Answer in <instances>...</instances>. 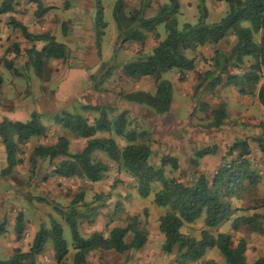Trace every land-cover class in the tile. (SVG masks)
Masks as SVG:
<instances>
[{
	"label": "trees",
	"instance_id": "obj_1",
	"mask_svg": "<svg viewBox=\"0 0 264 264\" xmlns=\"http://www.w3.org/2000/svg\"><path fill=\"white\" fill-rule=\"evenodd\" d=\"M14 0H1L0 15L13 12ZM227 6L225 15L214 23H207L208 9L205 0H197L198 19L195 24L185 23L178 28L177 15L180 12V0H165L152 17L145 13L150 7L151 0H141L139 7L133 14L125 13L124 0H116L112 10V18L117 31L118 45L126 43H143L148 35L158 39L157 29L163 26L165 38L158 42L149 55L141 56L122 66L124 73L134 79L144 77L155 78L154 94L145 91L119 93V98L127 103L145 107L155 115L167 114L172 100V85L162 79V75L176 71L178 80L184 82L187 73L195 69V59L188 58L187 52H195L206 45H216L224 40L230 33L236 37V44L230 56H225L217 50L212 58L213 71L207 72L211 80L206 84V90H214L223 82L222 76L226 75V85L234 87H255L258 85L257 73L264 74V0H221ZM36 10L35 18L43 17L51 8L34 0ZM67 7V4H65ZM9 23L14 30L29 42H41L43 46L37 50L34 46L25 51L28 62L35 75L40 78L49 61H65L69 58L66 46L56 41L55 37L48 34L33 35L28 33L25 26L14 18H9ZM93 31L95 47L100 58V42L105 36L107 23L104 20L103 0H94ZM62 34L66 35V26H62ZM260 36V43L254 37ZM18 54L19 50L14 49ZM244 58H252L253 64L250 71L239 81L237 76L231 75L229 67H239ZM12 69L11 64H7ZM116 67L115 54L109 62L100 65L102 74L91 76L94 84L104 77H109ZM20 75L18 70H14ZM264 77V76H263ZM2 79L0 78V86ZM95 89L97 85H94ZM257 100L264 107V83L257 90ZM204 108H206L204 106ZM96 114L92 123L83 116L62 111L55 115L53 121L62 129L71 133L76 139L85 140L83 148L77 153L69 152V140L60 136L51 145H38L33 148L29 163L32 171L44 161L52 167V174L61 179L74 177L84 179L90 183L100 182L109 171V166L93 157L95 152L103 153L114 163H117L130 178L136 183L137 194L147 198L156 184L161 188L154 194L153 203L166 212L159 218V233L164 241L162 250L170 254L174 249L185 262L199 261L210 249H217L226 264H246V242L238 240L235 247L231 246L232 236L229 233L212 235L209 230L218 228L230 222L233 232L240 228L247 229L264 235V203L262 212L248 217L233 218L237 210L233 209L231 200L239 198L247 188L253 190L260 183V176L252 169L249 160L250 147L246 140H238L230 145L226 157L233 160L222 163L209 181L200 175L193 184L185 185L173 178L165 177V167L171 171L178 169V161L169 155L159 159V165L150 164L152 151L148 144L141 143L146 132L137 133L130 128L127 118L128 112L123 110L116 116L109 118L113 110L104 106L83 107ZM207 109V108H206ZM212 123L209 130H217L224 125L227 119L223 105L211 109ZM98 133L113 134L124 139L128 145L119 149L114 139L96 138ZM46 135V128L40 121V116L32 112L26 121H11L6 118L0 121V142L5 154L6 168L1 171L2 176L9 175L21 160L17 158L20 146L27 145L33 138H42ZM258 149L264 156V142L257 140ZM216 146L202 148L193 154L191 164L198 165V161L216 152ZM59 159V160H58ZM58 160V162H55ZM83 194L78 193L65 211V221L70 230L71 247L74 251L72 264H86V258L93 251L114 252L124 254L136 252L147 242L148 232L146 222L142 223L138 215H128L124 227H115L105 237L101 233L93 232L88 237H82L78 230L77 217L82 213L73 211L76 206L82 205ZM146 216L147 211L144 209ZM203 218V229L199 239L181 233L186 224H193ZM24 228V220L19 213L14 222V233L20 239ZM4 223L0 224V235L4 233ZM132 239L125 242L126 235ZM48 238L51 239L53 258L56 264H62L69 255V248L62 237V227L54 220L50 223V232L41 226L34 234L29 249L23 252L15 249L13 254L5 260L0 259V264H37V257L42 254ZM203 264H215L206 262ZM254 264H264V258H259Z\"/></svg>",
	"mask_w": 264,
	"mask_h": 264
},
{
	"label": "rangeland",
	"instance_id": "obj_2",
	"mask_svg": "<svg viewBox=\"0 0 264 264\" xmlns=\"http://www.w3.org/2000/svg\"><path fill=\"white\" fill-rule=\"evenodd\" d=\"M20 1L26 2L27 0ZM38 1H42L44 6L51 8L50 11L60 10L58 14L61 15L66 12L65 4L71 6L75 0ZM115 1L103 0L104 20L111 24H113L112 10ZM140 1L124 0L126 4L125 13L133 14L138 9ZM163 3L165 0H151L145 16H154L156 9ZM205 3L208 9L207 23L218 22L227 11L226 4L221 0H205ZM196 6L197 0H180V12L176 17L179 29L185 23L195 24L197 22ZM27 11L29 10L27 9L25 13ZM47 17L49 23L47 20L38 22L34 15L26 20L29 27L37 26L38 28L45 26L47 22L50 34L57 35L59 39L63 38L60 25L55 26L56 18L51 15ZM157 32L158 39L148 35L143 43L129 42L119 46L116 40L114 42V34L110 31L106 39H103V51H101L100 60L106 64L115 54L116 67L109 77L100 79L97 84L90 80L91 84L98 85L100 89H105V92L112 91L116 94H118L117 92L128 93L133 89H140V91L145 89L154 94L155 78H130L124 73L122 66L141 56L149 55L158 42L165 38L163 26H159ZM17 34L19 32L12 30L9 17L0 15V78L3 76L7 80L5 87H3V82L0 86V121L5 117L11 118L13 116L11 114L24 110L35 109V111L43 110L44 112L45 104L42 105L44 101L38 97V93L45 92L44 87L47 86V81L52 80L62 68L78 65L75 62L82 58L83 53H85L68 49L69 59L74 63H70V60L64 63H50L42 78L38 79L34 76L33 69L25 65L27 64L25 51L29 43L24 39L18 43L15 42V40L20 39L16 36ZM254 40L260 43V36H255ZM235 44L236 37L230 33L216 45L210 44L198 48L195 52H187L188 58L195 59L196 69L188 75L184 82L178 80V73L174 70L162 75V79L169 81L172 85L173 102L177 103V107L181 111L180 123H175L170 116H153L147 120L149 126H137L138 118L134 117L135 115H131L129 119L130 125L139 130L138 132L146 130V139L143 141L152 148L153 152L149 162L155 166H158L159 159L166 155V141L163 131L166 123L168 126L177 125L174 131H177L178 135L176 139H173L174 143L171 146L168 144L170 148L168 152L175 150L179 154L180 171L175 174L174 171L170 170V167H165L164 170L166 178H173L185 185H191L200 175H204L210 181L222 163L233 160V157H226L228 147L238 140H246L250 147L251 167L260 176L261 181L255 189L247 188L240 194L239 198L231 200L233 209L237 210L233 218H238L261 213V205L264 203V156L259 151L257 144V140L264 142V109L256 102V93L259 85L264 83V77L262 73H257L258 85L255 87H234L225 84L227 77L223 75V82L214 90H206V84L211 80V77L208 76L205 80V74L213 71L212 58L214 52L217 50L228 57ZM20 45L23 47H19ZM34 47L39 49L40 43L35 42ZM15 48L19 50L18 54L15 53ZM92 54L94 52H89V57ZM89 57L87 56V58ZM7 64H11L12 69H9ZM252 64V58H244L242 65L229 67V72L241 81L242 77L250 71ZM14 66L21 71V75L14 72L16 70ZM99 72L102 74L100 68L96 75ZM55 90V85L50 87L52 96H54ZM222 94L231 102L230 119H228L226 126L217 130H209L208 126L212 123V117L208 109L211 104L216 107L223 105L219 102ZM182 97H187L186 101L180 99ZM101 101L106 104L112 103L108 96H103ZM71 112L74 113V111ZM54 117V113L43 116L41 123L46 128L45 137L34 138L27 145L19 147L17 158L21 160V164L17 165L7 176L1 175L6 164L5 154L0 143V224L4 223L5 230L0 235L1 260L8 259L15 249L27 251L38 229L43 226L50 232V223L54 220L62 227V237L69 248V255L62 264H72L74 251L71 247L70 230L65 221V211L73 198L78 193H82V205L73 208V211L82 213L81 216L77 217L78 230L82 237L86 238L93 232L101 233L106 237L111 229L124 227L128 215H138L142 223L146 222L148 232L147 242L138 251L124 254L93 251L88 254L86 264H203L206 262L226 264L217 249L207 250L197 262L183 261L176 249L170 254L165 253L162 250L164 238L159 233L158 226L159 218L165 214L166 209L159 208L153 203V196L161 188V185H154L149 197L145 199L139 197L135 181L120 169L117 163L106 159L105 154L106 158L102 155L95 157L102 161L107 160L109 164V171L96 184L77 177L66 180L58 179L52 174V167L47 160L39 164L35 171H32L29 158L34 147L54 144L60 136L69 140V152L72 154L79 152L85 144L84 140L76 139L68 131L56 126L53 121ZM122 144L123 142H121ZM213 145L217 148L216 156L205 157L198 161L196 166L191 164L193 154L197 150ZM144 209L147 211L146 216L143 214ZM19 213L23 216L24 228L20 239H17L13 227L15 218ZM202 229L203 218L193 224L184 225L181 233L199 239ZM209 232L214 236L219 233H229L232 236V247L236 246L238 240L243 239L246 242V264H254L259 258H264V235L255 233L246 227L240 228L238 232H233L230 228V222L211 229ZM131 239V235L128 234L125 237V242L129 243ZM37 264H56L50 238H48L41 256L37 257Z\"/></svg>",
	"mask_w": 264,
	"mask_h": 264
},
{
	"label": "crops",
	"instance_id": "obj_3",
	"mask_svg": "<svg viewBox=\"0 0 264 264\" xmlns=\"http://www.w3.org/2000/svg\"><path fill=\"white\" fill-rule=\"evenodd\" d=\"M33 2H34V0H27L26 2H22L20 0H14L13 1V12L10 14H5V15H7V17H9V18L10 17L14 18L17 22L21 23L23 26L26 27L28 33L33 34V35L43 34V33L50 34L48 26H47L49 23L47 16L51 15L52 17L56 18L55 26L60 25L61 33H62V26L63 25L66 26V35L62 34L63 38H60V39L58 38L57 35H53V34H50V35L54 36L57 42L64 44L66 46L67 50L68 49L73 50V51L78 50V51L85 52V53H83L82 58H80L79 60H77V62H75L78 65L75 64V65H70L69 68L68 67L62 68L59 71V73L54 75L52 80L47 81V86L44 87L45 92L42 94L38 93L39 94L38 97L44 101V103H42V100H40L42 105L45 104L44 105L45 108L43 107V109H45L44 112H43V110L42 111L41 110L35 111V109H32L30 111H25L23 109L24 111L17 112L16 114H11V115H13L11 118H9V117H5V118H7L8 120H11V121H26L29 119L30 114L32 112H36L39 114L40 121H41V119H43V116H47L48 114L50 115V114L54 113L55 115H57V114H60L62 111H66V112H70V113H73L71 111H74V113L83 116L84 118L88 119L90 123H92L96 117V114L92 111H89V110H83L82 108L83 107H96V106H104V107H107V108H110L111 110H113V113L110 114L109 118H112L113 116H116L119 113H121L123 110H126L128 112L127 118L129 120V123H130L129 117L131 115H135L134 117L138 118L137 119V123H138L137 126H149L148 125L149 123H147V120H149L150 117H153V116L160 117L158 115H155L153 113V111H151L145 107H141V106H138V105H135L132 103H127V102L121 100L119 98V92H117L118 94H116L112 91L105 92L106 91L105 89H100L98 87V85L96 86V89H95V86L93 84H91L90 77L95 76L97 74V72L100 68V65L102 64V60H100V58H101V53H102L101 51H103V47H102L103 39L104 38L106 39V36L108 35V33H110V31H111V33L114 34L113 35L114 42H115L116 37H117V31L115 29L114 22H113V24H111L110 22H106L107 28L105 30V36L102 38V40L100 42V58H98L97 50L95 47L94 31H93L94 30L93 29L94 28L93 27L94 0H75L72 3L73 6H72V4H71V6H68V5H67V7L64 6L66 8V12H65V14H61V15L58 14V13H60V10H56V12L49 10L43 17L37 18L38 22L40 20H45V21L47 20V22H48V23L46 22L45 26H43L41 28L40 27L38 28L37 26H35V27L30 26L29 27L27 20H26L31 15H34V12L36 10V4ZM40 2L42 3V1H40ZM0 4H1V2H0ZM44 7H47V6H44ZM27 9L29 11H27V13H25V11ZM30 9H31V11H30ZM12 30H14V29L12 28ZM14 31L19 32L18 30H14ZM16 36L20 37L19 40L18 39L15 40V42H17V43L20 42L22 39H24L21 36L20 32ZM25 41L27 43H29L28 44L29 46L27 49L33 47L35 44V42H29L27 40H25ZM39 43H40V48L39 49L36 48L37 50H40L41 47L43 46V43H41V42H39ZM19 47H23V46L20 45ZM89 52H94V54H92V56L89 57ZM87 56L89 58H87ZM69 60H70L69 58L65 61L51 60L47 64L46 68L48 67V65L50 63H53V62L64 63V62L69 61ZM27 62H28V59L26 56V63ZM69 62L74 63V61H71V60ZM14 67H16V66H14ZM46 68L44 69L40 78H38L35 75V73H34V76L37 77L38 79H41L42 76L44 75V72L46 71ZM16 70H18L17 67H16ZM18 71L21 75L22 74L21 71L20 70H18ZM191 72L187 73L186 78L188 77V75ZM1 79L3 82V87H5L7 84L6 83L7 80L3 76H1ZM53 85L56 86L54 96H52L51 91H50V87ZM139 90L140 89H133L131 92H135V91H139ZM141 91L148 92L145 89H141ZM128 93H130V92H128ZM172 95H173V88H172ZM223 95L224 94H222V96H220L219 102L224 105L225 110H226L227 119L225 120L224 125H223V126H226L228 119H230L232 108H231V102L229 100H227L226 98H224ZM103 96H108V98L111 99L112 103L106 104L104 101H101ZM186 98L187 97H182L180 99H183L184 101H186ZM256 100H257V96H256ZM239 102H240V100H239ZM256 102H257V105H259L260 107H262L264 109V107L259 104L258 100ZM181 104H182V102H181ZM185 104H186V102H185ZM213 108H216V106H213L211 104L210 108L208 110L211 111V109H213ZM180 114H181V111L177 107V103L173 102V97H172L171 105H170V109H169L168 113L164 114L162 116H165V117L170 116L171 119L173 121H175V123L178 124L181 121L180 120ZM56 126H58V125H56ZM130 128L134 129L131 125H130ZM176 128H177V125L176 126H168L166 123V126H165L163 131H164V137H165V141H166L165 142V145H166V147H165L166 152L165 153H166V155H169L171 157H175L178 161L179 154L176 153L177 151L172 150V151L168 152V150L170 149L169 146H171L172 143H174L173 139H176V137L178 135V132L174 131V129H176ZM134 130L137 133H140V132H138L139 130H136V129H134ZM144 131L146 132V130H141V132H144ZM104 135H107V136H104ZM146 135H147V132H146ZM96 138H101V139L112 138L116 141L117 146L120 150L123 149L126 145H128V143L124 139L116 137L113 134L98 133L96 135ZM144 139H146V136ZM143 140L140 142L146 144ZM121 142H123L122 145H121ZM168 144H169V146H168ZM150 149L152 151L151 147H150ZM215 154H216V152H215ZM215 154L213 155V157L216 156ZM97 155H102L103 157H105L103 153H99V152H95L93 154V157L95 158V157H97ZM209 157H212V156H209ZM106 159H108V158H106ZM99 160H101V159H99ZM102 162L106 163L109 166V164L107 163V160L102 161ZM179 171H180V161H178V169L176 171H174V173L177 174ZM58 179H61V178H58ZM40 256L41 255H39L38 257H40Z\"/></svg>",
	"mask_w": 264,
	"mask_h": 264
},
{
	"label": "built area",
	"instance_id": "obj_4",
	"mask_svg": "<svg viewBox=\"0 0 264 264\" xmlns=\"http://www.w3.org/2000/svg\"><path fill=\"white\" fill-rule=\"evenodd\" d=\"M263 76H264V74H263Z\"/></svg>",
	"mask_w": 264,
	"mask_h": 264
}]
</instances>
